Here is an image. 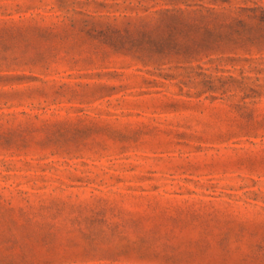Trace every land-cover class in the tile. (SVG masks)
Segmentation results:
<instances>
[{
    "label": "rangeland",
    "instance_id": "374dc122",
    "mask_svg": "<svg viewBox=\"0 0 264 264\" xmlns=\"http://www.w3.org/2000/svg\"><path fill=\"white\" fill-rule=\"evenodd\" d=\"M0 264H264V0H0Z\"/></svg>",
    "mask_w": 264,
    "mask_h": 264
}]
</instances>
